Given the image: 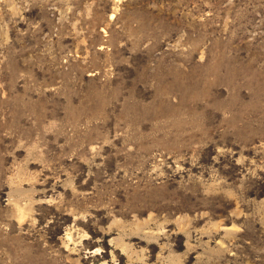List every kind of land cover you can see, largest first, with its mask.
Masks as SVG:
<instances>
[{
  "label": "rangeland",
  "instance_id": "1",
  "mask_svg": "<svg viewBox=\"0 0 264 264\" xmlns=\"http://www.w3.org/2000/svg\"><path fill=\"white\" fill-rule=\"evenodd\" d=\"M0 264H264V0H0Z\"/></svg>",
  "mask_w": 264,
  "mask_h": 264
}]
</instances>
